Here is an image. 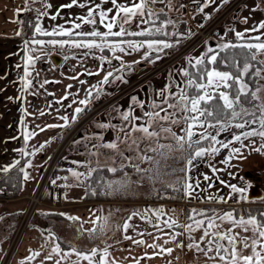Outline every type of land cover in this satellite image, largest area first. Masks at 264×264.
I'll use <instances>...</instances> for the list:
<instances>
[{"label": "snow or ice", "instance_id": "6c2138e0", "mask_svg": "<svg viewBox=\"0 0 264 264\" xmlns=\"http://www.w3.org/2000/svg\"><path fill=\"white\" fill-rule=\"evenodd\" d=\"M32 2L33 0H25L22 8L16 9L17 16L21 11L33 10L30 7ZM193 2L199 4L200 0H193ZM105 3H111L112 7L104 9L102 5ZM157 3L165 4L169 12L179 11L184 7L182 4L177 6L173 0H128L125 3H120L118 0H100L99 3H96L95 0H83V2L70 0V3L60 5L54 14L36 9L35 18L28 21L32 28V36L30 39L22 41L25 52L24 75L19 77L22 89L16 99L22 100L24 92L31 91L33 79L30 78V68H34L37 60L48 58L53 54L83 49L85 51L79 57L81 67L84 66L83 59L89 56L100 62L98 70L85 68V73L91 76L104 71L106 74L102 80L84 90V98L80 99L78 93L68 91L59 100L54 101L56 104H61L71 96L72 104L78 106L74 108L71 117L68 115L59 117L63 124H50L45 127L64 128L68 127L70 123H74L93 100L106 94L103 85L118 81L126 82L123 72L131 71L132 65L123 61L121 54L131 55L133 52L144 50L141 60L155 63L169 54L167 50L178 47L183 40L194 35L191 29L184 33L180 32L177 22L165 12L164 8L154 7ZM214 3L215 0H204L199 11L203 13L209 4ZM222 3H228V0H222ZM74 6L81 9L87 8V12L66 20L68 27L65 24H56L50 26L49 30L42 26V18L56 21L60 15V9H71ZM44 7L51 10L53 5L45 0ZM258 7L259 5H257ZM112 13L114 14L110 15ZM162 16L165 18L161 19ZM136 18L140 20V23L137 24L138 31H131L125 27L131 25ZM14 22L21 25V29L16 32V35H24L25 21L16 19ZM247 22L248 18H243V23ZM85 25H91V30L82 31V26ZM98 25H102L105 31L99 30ZM141 25L146 27H141ZM200 26L203 27V25ZM169 27L172 31H168ZM229 31L234 32V42L226 40L227 33H225L224 36L219 37L215 47L208 45V42L205 41L206 51L199 57L191 55L186 57L187 67H181L177 71V75L180 77L179 81H174L172 73L169 72V84L157 93L161 98L159 103L153 100L149 105V110L144 111L145 104L136 96H132V103L128 110L119 111L114 108L119 112L121 119L119 126L111 122L97 125L101 129L116 130L114 140L100 145V147L112 150L113 155L107 157L111 163L106 162L101 166L97 159V167H93L91 160L72 161L71 163L77 167L66 169L70 176L57 177V179L67 181L71 178L77 185H86V196L112 197L120 195L123 197L129 194L133 184H139L141 180L147 179L153 185V191L157 195L160 192L171 191L180 193L182 198L189 200L199 198L206 202L227 203L229 199L239 194L240 200H248L250 194L246 193L245 189L239 188L236 184L226 183L215 175L223 169H217L209 164L214 176L209 177L203 174V181H212L203 189L200 188L201 180L191 174L196 167V161L201 158L210 160L222 149L228 150V156L221 163L230 169L232 167L230 160L235 156L242 155V150L248 147L245 144L246 140L253 144L252 150L256 152L264 150V98L260 96V92L264 90V83H261L264 81V21L254 24L251 28H245L244 31H236L234 28ZM252 33L258 34L252 35ZM38 37H51V39L45 40ZM129 37H141L142 39H129ZM106 51L111 53V58L104 54ZM97 52L100 53L99 56L96 55ZM70 58L76 59L77 54L71 51L70 55H63L65 61ZM112 59L120 61L119 67L106 70L105 64L110 65ZM137 63L140 61L133 62V64ZM218 64L230 70L220 71L217 68ZM16 67L19 69L21 65L18 64ZM38 75L39 73H37ZM80 75L81 73H76L69 79L78 81L80 85L86 84L85 80L79 79ZM184 78H187L186 82ZM54 82L59 83V81ZM49 83L50 81L45 79L39 84V87L44 88V85ZM173 86L176 88L175 92L171 91ZM67 87L71 89L73 85L69 84ZM31 94L38 95L39 91ZM47 95L54 94L47 93ZM12 99L9 97V100ZM45 107L50 108L51 104ZM69 107L72 105L70 104ZM135 107L142 110L141 116L134 114ZM21 112L20 123L25 147L17 151L23 158L35 155L45 145L36 146L28 143L31 138L37 135V132L28 130L24 119L28 113L24 108H21ZM161 113L164 114L161 115ZM178 113L180 114L179 119L176 118ZM44 114L43 110L39 111V115L43 116ZM169 125H183L181 127L182 134L178 135ZM37 128L40 131L44 130L39 125ZM222 133L229 134L230 138L218 139ZM253 137H259L262 141L258 148L251 140ZM96 139L103 140V137L97 136ZM161 139L168 140L170 143H160ZM75 143H79V141H75ZM121 144L127 146L129 155H125L120 150ZM142 144L143 147H141ZM236 144L239 146H235ZM93 150L89 153L90 155L98 156L100 154L99 147L96 145H93ZM173 152H179L180 155L170 157L169 153ZM170 158L177 162H183L182 166L174 167L168 164L167 161ZM161 160L165 161L163 165H161ZM144 161L151 162L153 167H140V163ZM19 165L20 160H15L12 164L0 168V172L8 173L11 169L17 168L18 173L22 175L23 182L32 179L27 170L33 167L32 161L27 160L23 167H18ZM80 167L86 168V171H79ZM127 168H131L141 180L133 181L125 171ZM105 170L113 175L123 173V176L118 179H106L100 176L96 181L97 186L93 188L90 182L94 179V174ZM178 173L183 175H178L175 181L164 180V177ZM229 176L234 178V174L231 172H229ZM217 181L230 189L227 198L219 194V191L207 194L208 189L212 188ZM157 182L161 184L160 189L154 187ZM50 183L55 185L56 180H51ZM72 186L65 184L60 187ZM252 187L249 183L248 188L252 189ZM2 192L4 189L0 188V193ZM200 193L205 195L200 196ZM100 211L102 210L90 209L87 219L63 212L55 213L70 221V227H75L74 239L68 241L67 247L64 248L62 247L64 241L55 232L51 229L41 230L44 242L39 249L30 248L29 255L21 259L19 264H32L41 256L43 259L39 260V264H82V262H86V264H119L115 258H112V250H114L112 244L101 241L104 244L103 247L94 245L89 249H80L75 243L76 240L84 236H87L89 241H95L106 233L112 213L109 212L108 216H102L97 214ZM40 214L52 215L53 213L42 212ZM185 216L187 222L180 223V217L176 216V209L165 210L163 206L134 209L127 212L121 217V222L114 226L115 230L121 233L123 241L131 242V246L123 249L129 252V256L123 259L128 260L129 264H144L145 260L151 261L156 257L171 255L174 249L167 245L175 243L178 237L186 235L188 243L185 245L181 241L176 244V247L182 249L186 246L189 251L194 252L195 258L191 264H200L201 253L206 258L204 264H208L209 261H213L215 264H264V212L254 214L251 210H245L242 214L235 208L225 211L215 208H191L185 213ZM135 217L153 227L155 231L137 230V226L132 223ZM225 223L231 226L225 229L223 228ZM176 229L183 231H176ZM130 230L134 235L129 234ZM197 231L202 232L199 240L193 235ZM145 236L152 242L147 243L144 239ZM121 242V240H117L116 244ZM136 247L142 248V255L132 256ZM166 264H174V261L167 260Z\"/></svg>", "mask_w": 264, "mask_h": 264}, {"label": "crops", "instance_id": "0c3cea01", "mask_svg": "<svg viewBox=\"0 0 264 264\" xmlns=\"http://www.w3.org/2000/svg\"><path fill=\"white\" fill-rule=\"evenodd\" d=\"M188 1L193 0H176L174 2L177 6L181 4L184 5V7L180 8L179 11L169 12V10L165 7V4L162 3H157L155 4V6H157V8H165L167 12L170 13V17L177 22L179 31L182 33L186 32L188 29H191L192 33H194L196 29L201 27L200 25H205L211 19L215 18L212 22L210 34L208 35L207 39H204L208 43L219 41V37L224 36L225 33H227V36L225 37L226 40L235 41L234 32L229 31V29L234 28L236 31H244L245 28H251L254 24H258L259 22L264 21V0H234L235 3L232 6H227V4H229L231 0H228V3L226 4L222 3V0H215V3L209 4L204 9L203 13L199 11V7L203 5L204 0H200L199 6L194 9L186 8V3ZM44 2L45 0H33V2L30 4V7L33 10L27 12L21 11L17 16L16 9H21L25 3V0H0V47L10 49L9 52L12 53V57H14V60L16 61V63L13 61H9L10 63L21 65L18 71L9 70L7 72L3 71L0 73V80H3L2 82H0V119H2L0 120V168L12 164L15 160H20V165L18 167H23L29 159L32 161L33 164V167L27 169L32 179L28 180L27 182H23L22 175L20 174V186L17 194H15L14 196L6 197L0 196V217H3V219H0V258L8 246L11 233L17 223L16 219L25 205L27 199L26 196L33 190L39 177L43 173L47 160L53 152V149L58 145V142L60 141L64 133L67 131V129H69L71 126L77 127L80 123L77 121L80 119V117H83V114L84 118L82 119V122L80 124V127L77 129L76 134L71 138V140L68 141L69 145L66 147L61 157H57L55 166H53L48 176L49 180L42 191L41 199L35 206L31 222L25 228L17 244V247L13 252L9 264H19V261L21 259L29 255L28 250L30 248H40L41 244L44 242L41 236V230L51 229L59 237L60 226L66 229L69 228V230L66 231L67 235L64 241L67 243L68 241L74 239L76 235L75 227H69L71 222L60 215H56L55 213L63 212L67 214L77 215L87 219L89 218L90 209L102 210L97 214L102 216H108V210H111V212L114 213L119 209L120 212V210H122L123 208L128 207V204H130V207L126 208L124 211L130 212L134 210V207H136V205H138L137 208L139 209L158 208L163 206L165 210L173 208L176 209V216L180 217L179 222L186 223L187 220L185 213L187 209H191V205L189 204L191 200L187 198L164 200L145 198L143 195L152 190V188L148 187L147 189H145L148 181L145 179L141 180L138 175L133 176L132 178L133 181L141 180L139 184L132 185V188L134 189V191L131 192L134 195L133 197L127 195L126 197L122 198L120 195H116L110 198L111 200L108 198H97L87 200L81 199L78 193L83 190L84 185H77L76 182L71 178L67 181L63 179H57V177L70 176V173H68L66 169L77 167L76 165L71 163L72 161L85 162L91 160L93 167L97 166V159H99L100 165H104L106 162L111 163V161L107 160V157L113 155V153L109 152L110 149L100 147V145L102 143L114 140L116 137V130L112 128L101 129L97 127V125L100 123L108 122H111L112 124H116L118 126L120 125L121 119L119 116V112H107L110 109L106 105L109 100L105 99H107V97L113 94L114 91H117L118 87H123L124 84H121V86H114V83L103 85L102 87L106 94L101 95L99 99L93 100L91 104L86 108V110L79 115L78 119L74 123H70L68 127H45L46 125L50 124H63V121L60 120L59 117L64 115H68L69 117H71L74 112V108L78 106L72 104L71 96H69L68 99L64 100L61 104H56L54 103V101L59 100L68 91L72 93H78V98L80 99L84 98V90L90 87L91 85L96 84L98 81L102 80L103 76L106 74L104 71H101L98 75H87L85 73V68L89 70H98L100 67L99 60L89 56L83 59L82 62L84 66L81 67V60L79 57L80 54L85 50H70L68 52H64L63 54H53L48 58H41L37 60L35 62L34 68H30V78L33 79V87L31 91L26 90L24 92L22 100L16 99L20 95L22 89V84L19 80V77H22L24 75L23 58L25 52L23 50L22 41L24 39L31 38L32 29L28 30L27 24H24L23 28L26 30L25 34L22 36H17L16 32L21 29V25L17 24L14 21L16 19L22 20L23 15H27L29 21L33 20L36 16V9L40 10L41 12L49 11L50 13L54 14L56 9L60 5L70 3V0H46L47 3H51L53 5V8L51 10L45 9ZM80 2H83V0H80ZM95 2L99 3L100 0H95ZM118 2L125 3L128 2V0H118ZM257 5H259L258 8ZM102 7L104 9H107L111 8L112 5L111 3H105L102 5ZM86 12L87 8L81 9L76 6L71 9H60V15L58 16L56 21H52L50 18H42L41 23L42 26H44L45 28H49V30L50 26L56 24H65V26L68 27L69 25L66 24V20H70L78 15H83ZM113 14L114 13L110 15ZM245 17L248 18V22L246 24L243 23V18ZM98 27L99 30L105 31L102 25H98ZM91 28V25H85L82 26L81 30L90 31ZM168 31H172L171 27L168 28ZM257 34L258 33H252V35ZM38 38L45 40L51 39V37ZM129 39L139 40L142 38L129 37ZM187 39L183 40L178 47L184 46L187 42ZM205 46L206 44L203 43V49L202 51H199V54L190 55L198 57V55L204 52ZM173 49L167 50L169 54L163 56L162 59L157 60L155 63H150L146 60H141V56L144 50H141L140 52H133L131 55H128L126 53L121 54V56L123 61L133 66L132 71L138 72L136 73V75H134L135 78H138L137 81H139L142 78H140V76L144 75L145 73H151L153 74V76H156L159 73L163 74L165 79L162 78V87L160 88L162 90L166 87V85L169 84V72L176 73L179 68L187 66L186 60L179 58L181 55H173ZM71 51H74L77 54V58H70L65 61L63 59V55H70ZM104 54L111 58V53H108L106 51ZM96 55L99 56L100 53L97 52ZM2 57L3 58H1L0 61L2 59H5V62H8V60L12 58L8 57L5 53L4 56L2 55ZM134 61H140V63L133 64ZM119 65L120 61L112 59V63L110 65L105 64L104 67L106 70H113L114 68H118ZM37 73H39L38 76ZM76 73H81L79 79L85 80L87 83L84 85H80L78 81L69 79V77L75 75ZM151 78L152 77H150V79ZM45 79L49 80L50 83L44 85V88H40L39 84L42 83ZM184 80L186 81L185 78ZM54 81H59V83H56ZM69 84L73 85L71 89H68L67 87ZM151 85L153 87L152 92L153 94L155 93V95L153 96V100L159 103L161 98L159 97V95H156V93L158 92H155L156 89L154 86V81ZM110 86H113V89H110ZM148 88L150 89V87H148L147 85V89ZM126 89L121 90L120 92H124ZM143 89L145 88L140 89L141 95L144 94ZM37 90L39 91L38 95L31 94L32 92H36ZM174 90H176V88H171L172 92ZM47 93H53L54 95H47ZM9 97H12L13 99L9 100ZM153 100L146 102V105L143 109L144 111L149 110V105ZM10 101L15 102V104H11ZM131 103V100H129L127 103L119 105V111L128 110ZM48 104H51L50 108L45 107ZM70 104L72 105V107H69ZM21 108L26 109L28 113V115L24 117L27 123L28 130H35L37 132V135L31 138L28 143L30 145L36 146H39L40 144L45 145L44 148L36 152L35 155L23 158H21L19 151H17L18 149L25 147V141L23 140L22 135L23 129L20 123L22 116ZM40 110H43L45 112L43 116L39 115ZM169 111H171V109H169ZM134 114L136 116H141L142 110L139 107H135ZM111 117L114 118L112 119ZM179 117L180 114L178 113L176 118L179 119ZM9 125H11V130H9ZM37 125H39L41 128H44V130L40 131L39 128H37ZM169 126H176L179 130V128H181L183 125ZM7 133H9L10 136H7ZM97 136H102L103 140L96 139ZM14 137H16L17 139H13ZM75 141H79V143H75ZM164 142L166 143V140H164ZM168 142L169 141L167 140V143ZM93 145L99 147L100 154L98 156L89 154L91 151H94ZM141 147H143V144ZM120 150L123 151L125 155L130 154L128 152L127 146L124 144L120 145ZM250 160L254 161L251 157ZM78 170L86 171V168L80 167ZM130 172L132 175L134 174L133 170H131ZM51 180L59 181L63 185L70 184L73 186L64 187L62 190H59L56 184L53 185L50 183ZM259 197V195L254 196V198ZM250 199L252 198L250 197ZM116 201H129V203L125 207H119L120 205H118V203L114 205ZM229 203L233 204L235 202ZM230 209L232 208L224 209L223 211ZM42 212L53 214L41 215L40 213ZM132 223L137 226V230L139 231H155L153 227L141 221L138 217H135ZM230 226V224L225 223L223 225V228L226 229ZM72 228L74 229V231H72ZM165 231L168 230L165 229ZM176 231L183 230L176 229ZM129 234L134 235L131 230ZM106 235L107 232L105 233L104 237L101 236L95 241H89L87 236H84L83 238L76 240L75 243L83 244V247L80 249H89L94 245H99L100 247H103L104 244L101 241H105L108 244L114 245V250H112V258H115L119 262V264H129L128 260L123 259L124 257L129 256V252L124 251L123 249L131 246V242L123 241L121 233L117 231L112 233V236L109 238L105 237ZM193 235L196 237L197 240H199V237L202 235V232L197 231L193 233ZM248 235L251 234L248 233ZM66 238H69V240H67ZM144 239L147 243L152 242L147 236H145ZM117 240H121L122 242L120 244H116ZM181 241H183L186 245L188 243L187 236L185 235L182 237H178L175 243H170L169 245H167L168 247H172L174 249L171 255L166 254L160 257H156L151 261L145 260L144 264H166L167 260H173L174 264H191V262L195 258V254L194 252L189 251L186 246L182 249L177 248L176 244L180 243ZM62 247L66 248L67 245H62ZM142 254L143 250L139 247H136L135 250L132 252V256H138ZM177 257L179 258L178 260L176 259ZM41 259H43V256L37 258V260L33 261L32 264H39V260ZM72 259H75V257H72ZM205 259L206 258H204L203 254L201 253L200 264H204ZM82 264H86V262H82ZM208 264H215V262L209 261Z\"/></svg>", "mask_w": 264, "mask_h": 264}, {"label": "rangeland", "instance_id": "374dc122", "mask_svg": "<svg viewBox=\"0 0 264 264\" xmlns=\"http://www.w3.org/2000/svg\"><path fill=\"white\" fill-rule=\"evenodd\" d=\"M175 1L176 0H173V2H175ZM139 23H140L139 18H136V19H134L132 21L131 25H126L125 27L129 28V30L137 31L138 30L137 24H139ZM141 27H146V26L145 25H141ZM201 31H202V33H201ZM210 32H211V28L207 27L206 24L203 25V27H199L194 32V35L188 37L187 42H186V44L184 46L176 47V48L173 49V55H175V56H180L181 55L179 58H181L183 60H186L185 58L188 57L190 54H194V55L195 54H199V51H202V49H203V43H205L204 39H207V37L210 34ZM216 42H218V41H214L213 43H208V45H211V46L215 47ZM190 47H192V48H190ZM9 50H10L9 48L0 47V51H1L0 52V59L3 58L2 55L4 56V53L8 57H12V53L9 52ZM205 51H206V46L204 47V52ZM200 55H198V57ZM9 61H13V62L16 63V61L14 60V57L10 58L8 60V62L7 61L5 62V59H2L0 61V73L3 72V71L7 72L9 70L10 71H14V70L18 71V68L16 67V64L15 63H10ZM132 68H133V66H132ZM217 68L220 71H228V70H230V69H226V68H221L219 66ZM136 73H138V72L132 71V70L131 71H125L123 75H124V80L126 82L114 83V86H117V85L121 86V84H124V86L121 87V88L118 87L117 91H114L113 94H111L109 97H107V99H105V100H109V102L106 105L110 109L107 112L115 113L114 108L118 109L119 105L127 103L129 100H131L132 96H136L141 102H143L146 105V102L153 100V96L155 95V93L153 94V92H152L153 87H152L151 84H153V81H154V86H155V89H156L155 92H159V90H161L160 89L162 87V85H161L162 83L161 82H162L163 79H165L163 74L159 73L158 75H156V76L154 75L153 76V74H151V73H149V74L145 73L144 75H141L140 78L141 77L142 78L139 81H137L138 78H135V76H134V75H136ZM172 76L174 78V81H179V76L177 75V71H176V73H172ZM150 77H152V78L150 79ZM168 77H169V74H168ZM185 79L187 80V78H185ZM2 81L3 80H0V82H2ZM143 83H145V87H144L145 89H143L144 94L141 95L140 94V89L143 88L142 87ZM261 83H264V81H261ZM147 85H148V87H150V89L149 88L147 89ZM252 86L254 87V85H252ZM123 88L124 89L127 88V89L124 92H120L121 90H124ZM110 89H113V86H110ZM172 89H175V86H173ZM174 91H176V90H174ZM156 95H157V93H156ZM260 96L262 98H264V90H262L260 92ZM11 104H15V102H11ZM163 114L164 113H161V115H163ZM114 117H111V118L113 119ZM83 118H84V114H83V117H80V119L77 121V122H80L78 124V126L74 127V129L72 131L67 133V135L65 136V138L63 139L62 142H58L59 144H58V148H57V156L56 157H55V151H54L55 148L53 149L54 152L51 153L52 154L51 165H50L51 170H52L53 166H55V162L57 161L56 160L57 157L60 158L62 153L66 149V147L69 145L68 141L71 140V138L76 134L77 129L80 127V124H81ZM0 120H2V119H0ZM9 126H10L9 130H11V125H9ZM172 129L174 131H176V133H178L179 135L182 134L181 128H179V130H178V128L176 126H174V127H172ZM213 134H215V133L213 132ZM7 136H10L9 133H7ZM228 138H230V135L227 134V133H222L220 135V137H218V139H228ZM251 140L254 141V146L257 147V148L262 143V141H261V139L259 137H253V138H251ZM160 143H165V142H164V140H160ZM166 143H167V140H166ZM168 143H170V141ZM245 144L248 145V147L242 150V155L235 156L234 158H232L230 160V164L232 165V167L230 169L228 168L227 165L221 163V161L224 160L228 156V150L227 149H222L215 157L211 158L210 160L208 158H201L198 161H196L195 162L196 163V167L192 170V173H191L196 179L201 180V184H200V188L201 189L206 188L208 183L212 182V181H203V174H206L209 177H213L214 176L211 168L209 167V164L215 166L217 169H223V171H220V172L215 174L216 176H219L220 180H224L226 183L236 184L239 188L245 189L246 193L249 192V188H248L249 183L251 184V183L254 182L257 185H259L260 188L263 190V194L259 195L260 196L259 198H252V199L249 198L248 200H240L239 199V194H236L234 198L228 200L227 203H229V202L237 203L236 205L239 207V212L242 213V214H243V212H242L243 206L245 204L262 203L263 206H264V150H262L260 152H256V151L252 150L253 149V144L250 143V141H247V140L245 141ZM235 146H239V145L236 144ZM109 152H112V151L110 150ZM178 155H180L179 152L169 153L170 157L178 156ZM50 156H49V158H50ZM250 157L253 158L254 161L250 160ZM49 158H48V160H49ZM164 163H165V161L161 160V165H163ZM167 163L172 165V166H174V167H180V166H182L183 162H177V161H174L173 159L170 158L167 161ZM140 167H142V168H146V167L151 168V167H153V164L151 162H149V161H144V162L140 163ZM128 169H130V170H128ZM131 170H132L131 168L125 169V171H127L128 174L131 176V178H133V176H137L136 174L132 175L131 172H130ZM229 172L234 174V178H230ZM49 174L44 178L41 186H39L38 182H39V180L41 179V177L43 175V173H42L41 176L39 177L37 183L35 184L33 190L30 193L27 194V196H26L27 199H26L25 205H24L23 209L21 210L20 214L18 215V217L16 219V221H17L16 226L14 227V229H13V231L11 233L10 240H12V243H11V245H9V247L7 246L6 250L4 251L3 255L1 256L0 264H9L10 259H11L12 255H13V252H14L15 248L17 247V244H18V242H19V240H20L25 228L31 222L35 206L40 201L42 191H43L46 183L49 180V177H48ZM178 175H183V174L178 173L176 175L164 177V180L168 181V182H173V181L176 180ZM121 176H123V173H117L115 175L112 174V175H110V179H118ZM145 180H147V179H145ZM158 184H160V183L157 182L154 185L155 189H160L161 188V186L157 187ZM61 185H63V184L60 183L59 181H56V186L58 187L59 190H62L64 188V187H60ZM148 187L153 189V185H151L149 183V181H148L145 189H147ZM133 191H134V189L131 187L130 190H129V193H131ZM218 191H219V194H222V195H224L227 198L229 196L230 189L228 187L224 186V185H221L217 181V182H215V184H214V186L212 188L208 189L207 194L210 195V194H213V193H217ZM85 193H86V185H84L83 186V190L78 193L79 197L81 199H86V200L87 199H97V198H89L88 196L85 195ZM160 194H161V196H166V195H171V194H173L174 196L175 195L177 196L179 193H173L171 191H168L167 193L160 192ZM8 195L9 196H14L15 194H11L10 195L9 192H8ZM204 195H205L204 193H200V196H204ZM108 199H110V198H108ZM164 199H167V198L166 197L165 198L164 197L161 198V200H164ZM245 201H246V203H245ZM116 203H118V205H120L119 207H125L129 203V201H126V202L116 201L114 203V205ZM235 203H233V204H235ZM189 204L191 205L190 208H197V209H212V208H215V209H217L219 211H223L224 209H228V208H234L232 206L223 207V205H225L226 203L206 202L205 200H201L199 198L191 199ZM210 204H212L213 206H211ZM129 207H130V204H128V207H126V208H129ZM137 207H138V205H136V207H134V209H139ZM126 208H123L122 210H120V212H119V209H118L114 213L111 212V210H108V215H109V212H111L112 215L109 218V220H110L109 221V226H108V228L106 230L107 235L105 237H108V238L111 237L112 233H114L116 231L114 226L117 223H120L121 222V217L124 216L126 214V212H128V211H124ZM18 227H19V229H18ZM67 230H69V228L66 229V228H62L60 226L59 237L61 239L63 238L62 239L63 241L65 240V237L67 235V233H66ZM72 231H74L73 228H72ZM104 235L102 237H104ZM66 239L69 240V238H66ZM62 245L66 246L67 243L64 241V243ZM77 246L79 248H82L83 244H78L77 243Z\"/></svg>", "mask_w": 264, "mask_h": 264}, {"label": "trees", "instance_id": "16d2710c", "mask_svg": "<svg viewBox=\"0 0 264 264\" xmlns=\"http://www.w3.org/2000/svg\"><path fill=\"white\" fill-rule=\"evenodd\" d=\"M165 12L168 13L166 9H165ZM168 15H169V13H168ZM164 18L165 17H163V16L161 17V19H164ZM22 20L25 21L24 24H27V29L31 30L32 28L28 24V21H29L28 16L27 15H23ZM218 66L221 67L219 64L217 65V67ZM221 68H223V67H221ZM110 175H112V174L108 173L106 170L105 171H101V172H99L97 174H94V179L90 182L92 187L95 188L97 186L96 185V181L98 180V178L100 176H103L106 179H110ZM2 185H5L7 187L8 192H9L10 195L18 193L19 186H20V174L18 173L17 168H13L8 173H2L0 175V187H2ZM13 185H15V186H13ZM159 186H161V184H158L157 187H159ZM127 195L131 196V197L134 196L133 193H129ZM127 195L123 196L122 198L126 197ZM143 196L145 198L161 199L163 197L167 198V197H172L174 195L171 194V195L161 196L160 193H159V195H157V193L154 192L153 189H152L148 193H145ZM88 197L89 198H111V197H106V196H88ZM176 197H181V194L179 193ZM181 198H177V199H181ZM167 199H169V198H167ZM210 205L213 206L212 204H210ZM229 206H232V207H234L235 209H237L239 211V207L236 204L226 203L225 205H223V207H229ZM263 209H264V206H263L262 203H249V204H245L243 206L242 212L244 213L245 210H251V211H253L254 214H256L257 212H263L264 211ZM187 211H188V209H187ZM187 211H186V213H187Z\"/></svg>", "mask_w": 264, "mask_h": 264}, {"label": "built area", "instance_id": "2783aa9c", "mask_svg": "<svg viewBox=\"0 0 264 264\" xmlns=\"http://www.w3.org/2000/svg\"><path fill=\"white\" fill-rule=\"evenodd\" d=\"M234 0H231L230 2H229V4H227V6H232V5H234ZM199 6V4H197V3H194L193 1H188L187 3H186V8L187 9H194V8H197ZM215 19V18H214ZM214 19H211L206 25H207V27H210L211 28V26H212V22H213V20ZM201 33H202V31H201ZM74 129V126H71L69 129H67V131L65 132V134L61 137V139H60V141L59 142H62L63 141V139L65 138V136L67 135V133H69L70 131H72ZM59 144V143H58ZM57 148H58V145L55 147V157L57 156ZM53 151V152H54ZM51 157H52V154H51V156H50V158H49V160L47 161V163H46V165H45V168H44V171H43V175H42V177H41V179L39 180V182H38V185L39 186H41V184H42V182H43V180H44V178L50 173V171H51V168H50V165H51ZM2 174V172H0V175ZM0 188H3L4 189V192H2V193H0V196H9L8 195V189H7V187L5 186V185H2V187H0ZM18 229H19V227H18ZM11 243H12V240H9V243H8V247H9V245H11Z\"/></svg>", "mask_w": 264, "mask_h": 264}, {"label": "water", "instance_id": "95a60500", "mask_svg": "<svg viewBox=\"0 0 264 264\" xmlns=\"http://www.w3.org/2000/svg\"><path fill=\"white\" fill-rule=\"evenodd\" d=\"M154 7L157 8V6L154 5ZM143 88L145 87V83H143ZM253 187L252 189L249 190V194H250V197H254V196H258V195H261V189L259 187V185H257L256 183H252L251 184Z\"/></svg>", "mask_w": 264, "mask_h": 264}, {"label": "flooded vegetation", "instance_id": "af4514ba", "mask_svg": "<svg viewBox=\"0 0 264 264\" xmlns=\"http://www.w3.org/2000/svg\"><path fill=\"white\" fill-rule=\"evenodd\" d=\"M254 183V182H253ZM252 184V183H251ZM260 187V186H259ZM261 189V188H260ZM250 190V189H249ZM263 193V190L261 189V194Z\"/></svg>", "mask_w": 264, "mask_h": 264}]
</instances>
